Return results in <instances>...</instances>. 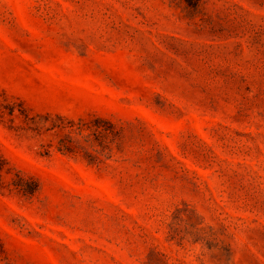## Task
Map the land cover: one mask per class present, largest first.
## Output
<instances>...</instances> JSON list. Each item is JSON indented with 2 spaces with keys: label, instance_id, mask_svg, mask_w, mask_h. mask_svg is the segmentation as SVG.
<instances>
[{
  "label": "rangeland",
  "instance_id": "1",
  "mask_svg": "<svg viewBox=\"0 0 264 264\" xmlns=\"http://www.w3.org/2000/svg\"><path fill=\"white\" fill-rule=\"evenodd\" d=\"M0 264H264V0H0Z\"/></svg>",
  "mask_w": 264,
  "mask_h": 264
},
{
  "label": "trees",
  "instance_id": "2",
  "mask_svg": "<svg viewBox=\"0 0 264 264\" xmlns=\"http://www.w3.org/2000/svg\"><path fill=\"white\" fill-rule=\"evenodd\" d=\"M10 114H11V115H14V114H15L14 110L10 111ZM30 193H33V191L30 192Z\"/></svg>",
  "mask_w": 264,
  "mask_h": 264
}]
</instances>
